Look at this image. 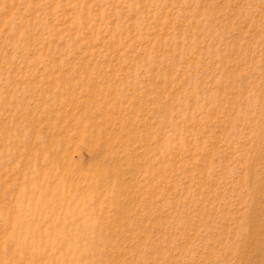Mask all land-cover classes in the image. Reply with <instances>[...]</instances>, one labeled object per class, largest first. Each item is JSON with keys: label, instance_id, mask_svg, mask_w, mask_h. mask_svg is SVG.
<instances>
[{"label": "rangeland", "instance_id": "obj_1", "mask_svg": "<svg viewBox=\"0 0 264 264\" xmlns=\"http://www.w3.org/2000/svg\"><path fill=\"white\" fill-rule=\"evenodd\" d=\"M0 264H264V0H0Z\"/></svg>", "mask_w": 264, "mask_h": 264}]
</instances>
